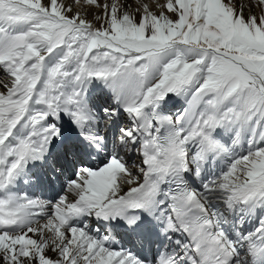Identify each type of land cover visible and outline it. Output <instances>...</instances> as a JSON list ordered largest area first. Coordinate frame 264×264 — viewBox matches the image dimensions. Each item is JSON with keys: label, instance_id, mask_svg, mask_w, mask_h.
<instances>
[{"label": "snow or ice", "instance_id": "1", "mask_svg": "<svg viewBox=\"0 0 264 264\" xmlns=\"http://www.w3.org/2000/svg\"><path fill=\"white\" fill-rule=\"evenodd\" d=\"M0 264H264V0H0Z\"/></svg>", "mask_w": 264, "mask_h": 264}, {"label": "bare ground", "instance_id": "2", "mask_svg": "<svg viewBox=\"0 0 264 264\" xmlns=\"http://www.w3.org/2000/svg\"><path fill=\"white\" fill-rule=\"evenodd\" d=\"M149 2H151V1L149 0Z\"/></svg>", "mask_w": 264, "mask_h": 264}, {"label": "rangeland", "instance_id": "3", "mask_svg": "<svg viewBox=\"0 0 264 264\" xmlns=\"http://www.w3.org/2000/svg\"><path fill=\"white\" fill-rule=\"evenodd\" d=\"M151 1V0H150Z\"/></svg>", "mask_w": 264, "mask_h": 264}]
</instances>
